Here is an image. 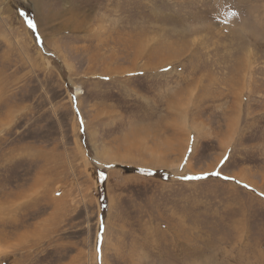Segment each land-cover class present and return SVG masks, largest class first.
<instances>
[{
  "label": "rangeland",
  "instance_id": "374dc122",
  "mask_svg": "<svg viewBox=\"0 0 264 264\" xmlns=\"http://www.w3.org/2000/svg\"><path fill=\"white\" fill-rule=\"evenodd\" d=\"M0 264H264V0H0Z\"/></svg>",
  "mask_w": 264,
  "mask_h": 264
},
{
  "label": "snow or ice",
  "instance_id": "6c2138e0",
  "mask_svg": "<svg viewBox=\"0 0 264 264\" xmlns=\"http://www.w3.org/2000/svg\"><path fill=\"white\" fill-rule=\"evenodd\" d=\"M235 14V13H234ZM21 16H25V13L23 11H21L20 13ZM26 23L28 25L29 28L35 30L36 29V25L34 24L33 20L31 18H26ZM166 71V70H165ZM83 125L81 123V131H83ZM189 152H191V149H189ZM187 159V158H186ZM227 160V157H225V161ZM225 161H221V164H223ZM110 167V165H109ZM214 175H217L218 173H213ZM101 178H104V174L101 173L100 174ZM195 179H199L200 177H194ZM101 228H103V225H101ZM99 243V240H98ZM99 250V249H98Z\"/></svg>",
  "mask_w": 264,
  "mask_h": 264
},
{
  "label": "trees",
  "instance_id": "16d2710c",
  "mask_svg": "<svg viewBox=\"0 0 264 264\" xmlns=\"http://www.w3.org/2000/svg\"><path fill=\"white\" fill-rule=\"evenodd\" d=\"M101 187V186H100ZM101 196H103V194H101Z\"/></svg>",
  "mask_w": 264,
  "mask_h": 264
}]
</instances>
